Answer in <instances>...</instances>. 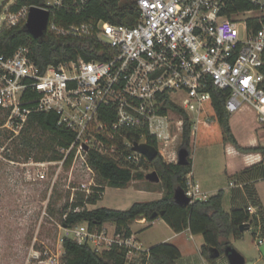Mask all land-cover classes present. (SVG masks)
I'll return each instance as SVG.
<instances>
[{
	"label": "built area",
	"instance_id": "obj_1",
	"mask_svg": "<svg viewBox=\"0 0 264 264\" xmlns=\"http://www.w3.org/2000/svg\"><path fill=\"white\" fill-rule=\"evenodd\" d=\"M134 1L140 15L133 26L94 18L73 23L53 18L63 7L80 15L89 0H68V4L47 0L37 6L50 12L46 33L92 39L104 59L80 57L42 69L27 45L9 55L0 50V168L22 165L30 179L43 180L50 166L64 167L74 154L72 163L81 158L94 172L91 150L139 167L146 157L133 146L147 142L148 135L158 141L163 138V152L175 155L177 161L178 150L168 147L183 136L185 117L167 103L185 110L197 130L201 109L212 96L210 86L228 92L226 108L231 114L247 106L264 125V0ZM11 5L3 6L6 15L0 16V33L26 25L33 7L12 10ZM254 20L261 22V29L255 30ZM50 112L57 114L58 125L75 133V139L69 147L58 148L60 160L21 161L16 148L31 115ZM173 124L178 132L171 137ZM94 186L92 179L74 189L89 196ZM186 194L192 202L210 197L190 178ZM65 229L66 237L88 243L99 253L114 244L130 252L140 250L133 236L110 235L86 223ZM64 253L34 244L26 264H63Z\"/></svg>",
	"mask_w": 264,
	"mask_h": 264
},
{
	"label": "trees",
	"instance_id": "obj_2",
	"mask_svg": "<svg viewBox=\"0 0 264 264\" xmlns=\"http://www.w3.org/2000/svg\"><path fill=\"white\" fill-rule=\"evenodd\" d=\"M46 1L16 0L11 5V9L18 10L25 5L44 6ZM65 2L68 4V0ZM244 5L250 7L247 3ZM139 15L140 9L134 0H89L87 9L82 14H74L68 7H63L56 12L55 17L53 15V18L62 23L94 18L133 26L138 21ZM252 23L255 30L262 28L259 20H254ZM22 45L30 47L31 57L42 69L49 65L77 60L80 57L87 61L94 58H106L98 55L100 45L92 39L59 38L49 33L37 39L27 31L25 25H18L0 33V50L4 53L12 54ZM209 90L212 96L205 101L201 109L195 144L211 146L231 143L242 152H262L264 154V146L244 147L240 145L232 129V114L226 108L228 92L214 86H210ZM167 106L177 110L185 117L182 147L188 148L191 152L193 127L187 112L170 101ZM74 139L75 133L72 130L58 125L56 113H34L31 115L28 126L16 148L17 157L23 160L29 158L38 161L60 160L63 155L58 151V148L69 147ZM131 140L137 141L138 139ZM146 141L156 147L159 145L158 140L150 135ZM73 158L74 154H71L66 161L67 166L72 164ZM189 161L187 165L177 162L168 163L160 153L153 161L143 158L141 165H146L157 171L164 184L165 193L161 198L137 201L124 210L105 206L90 209L87 208V204L95 205L102 197L99 192H103L104 189L98 188L89 196L80 192L73 203V209L78 206L84 207V209L79 211L72 209L66 214L63 224L67 227H74L86 223L91 229L102 230L106 223H112L116 227L117 234L129 238L133 236L129 225L131 222L144 218L154 222L161 218L177 233L189 229L193 234H201L204 237L201 253L210 260H214L210 250L216 248L223 252L226 247H233L231 239H241L244 236L240 226L245 223H249L251 226L252 215L247 206L227 211L223 206V190L210 196L207 201L196 200L189 205L177 203L174 199L175 190H187L188 176L193 170L191 157H189ZM89 162L99 177L113 188H127L136 179H146L144 172H135L138 166L134 163L122 165L114 158L100 154L95 150L89 152ZM262 166L259 168V173L260 171L264 173ZM155 214H158L156 218L153 217ZM63 247L65 250L62 257L63 264H179L182 257L180 249L175 244L167 242L152 246L141 252V255L132 261H128L130 249L118 244L99 253L88 243H80L73 237H65ZM133 252L138 253L137 250H133Z\"/></svg>",
	"mask_w": 264,
	"mask_h": 264
},
{
	"label": "rangeland",
	"instance_id": "obj_3",
	"mask_svg": "<svg viewBox=\"0 0 264 264\" xmlns=\"http://www.w3.org/2000/svg\"><path fill=\"white\" fill-rule=\"evenodd\" d=\"M15 1L0 0V16L5 17L6 15V8L3 6L8 7ZM231 125L240 143L245 145L250 139L256 138L264 144V125L258 122L255 112L250 107L245 106L233 113ZM195 130L192 132L191 152L197 174L206 186L224 189L226 209L236 206L233 198L236 194L242 193V190L237 187L230 188V181L233 179L231 180L225 171L226 146L224 144L197 146L194 138ZM170 132L171 137L178 132L175 124L172 125ZM163 141V138L158 141V148L165 161L169 163L172 156L163 152L162 149L165 147ZM182 145L183 136L176 137L168 147V151L179 150ZM20 160L23 161L22 158ZM262 167L264 168V165ZM137 171H142L147 175L155 170L141 165L135 169V172ZM46 174L43 180L30 179L26 174V167L22 165H4L0 168V264H26L34 244L36 247L51 250L56 254L64 253L62 239L68 235V232L63 220L66 214L73 209V203L81 192L74 189L79 187L80 183L89 184L94 179L97 186L92 189L94 191L98 188L104 189L103 192H99L102 197L95 205H87L90 209L105 206L124 210L137 201L155 200L162 197V191L165 193L163 182H152L147 178L136 179L127 188L110 187L95 170L94 172L89 171L81 158L69 166L52 165ZM261 190L264 194V182ZM252 219L256 220L255 214L252 215ZM131 227L135 231V237L142 250H137L138 253L130 252L128 261L138 258L143 250H148L161 242L171 244L183 242L187 255L185 264H193L199 256L198 242L203 239L201 234L192 238L190 233H186L176 240L170 239L172 231L170 226L159 218L154 223L145 218L137 219ZM105 228L110 235L114 234L115 227L112 223H106ZM254 230L253 226L245 231V237L242 240L231 239L233 247L242 252L246 258L251 256L247 253L248 251L255 252ZM220 259L228 260V257L224 255Z\"/></svg>",
	"mask_w": 264,
	"mask_h": 264
},
{
	"label": "crops",
	"instance_id": "obj_4",
	"mask_svg": "<svg viewBox=\"0 0 264 264\" xmlns=\"http://www.w3.org/2000/svg\"><path fill=\"white\" fill-rule=\"evenodd\" d=\"M232 120V117H231ZM233 129V128H232ZM234 131V130H233ZM237 137V136H236ZM195 138V137H194ZM238 139V138H237ZM239 141V139H238ZM240 143V141H239ZM226 146V153H227V161H226V168L225 171L230 177L232 181H230V188H241L242 193L236 194L233 198V203L236 206H231L229 209H226L224 206V200L225 196L223 198V206L228 211L235 209V208H242V207H252V210H249L251 215H256V220H253V223L251 224L250 228L255 227V237H254V251L250 252L248 251L251 256L247 259L246 264H264V194L261 190V185L264 182V173H259V168H261L262 165H264V161L261 159L264 157V154L262 152H242L236 148L235 145L231 143L224 144ZM240 145L244 147H258V146H264V144L261 142V140L252 138L249 140L247 144ZM175 155H172L171 162H177L174 160ZM192 163H193V170L189 174V178L193 179L195 182L199 183L201 188L204 192L208 193L210 196L217 194L220 190H224L218 187L214 186H206L204 182L202 181L201 177L197 174L195 168H194V157L191 156ZM161 182V181H160ZM231 183H234L233 185ZM143 191V190H140ZM151 191V190H149ZM163 196V191L161 192ZM161 219V218H159ZM163 220V219H162ZM143 221V220H141ZM135 222V221H134ZM155 222V221H154ZM152 222V223H154ZM163 222L167 224L164 220ZM131 222L129 225L131 227ZM137 223V222H136ZM115 227V225H112ZM169 226V225H168ZM171 228V227H170ZM103 229H106L105 226ZM132 229V227H131ZM248 229V230H249ZM116 230V227H115ZM171 236L170 239H178L180 236L186 233H190V236L192 238H196L200 234H193L189 229L185 230L183 232L177 233L171 228ZM247 230V231H248ZM115 232V231H114ZM133 237L136 239V245L140 247L139 243L137 242V238L135 237V231L132 229ZM245 231L244 236L245 237ZM201 241L198 242V248H199V256L195 259V262L193 264H228L227 259H220L227 256L225 254V250L221 252V254L218 257H213L214 260H211L207 258L206 256L202 255L201 253V247L204 244V237L203 239H200ZM236 240V239H235ZM240 240V239H239ZM262 241V243H259V241ZM163 243V242H161ZM231 243L233 245V242L231 240ZM159 244V243H158ZM183 242H175V245L180 249L182 253V257L179 260V264H185V257L186 250L183 247ZM140 250H142L140 248ZM248 250V249H247ZM245 250V251H247ZM145 251V250H143ZM242 251V250H241ZM212 253L211 256L215 255V251L210 250ZM242 253V252H241ZM245 253V252H244ZM243 254V253H242ZM244 255V254H243ZM245 256V255H244ZM219 258V259H218Z\"/></svg>",
	"mask_w": 264,
	"mask_h": 264
},
{
	"label": "water",
	"instance_id": "obj_5",
	"mask_svg": "<svg viewBox=\"0 0 264 264\" xmlns=\"http://www.w3.org/2000/svg\"><path fill=\"white\" fill-rule=\"evenodd\" d=\"M50 18V12L46 9L33 6L30 9V14L28 21L25 25L27 31L31 33L35 38L40 39L44 37L46 34V29L48 25V21ZM88 148V147H87ZM133 150L142 153L149 161H153L159 155L158 147L149 144L148 142H135L133 146ZM191 156V152L186 147H181L178 150V157L177 163L182 165L189 164V157ZM146 178L152 182H160L161 178L157 171L150 172L146 175ZM174 199L177 203L183 205H189L192 203L191 197L186 194L184 189H177L174 193ZM158 214L153 215L156 218ZM250 228L249 223L242 224L240 226L241 231H247ZM212 251H215V255L212 257H218L221 252L216 249L212 248ZM225 254L228 257L229 264H246L247 259L246 257L236 248L232 246H228L225 248Z\"/></svg>",
	"mask_w": 264,
	"mask_h": 264
}]
</instances>
